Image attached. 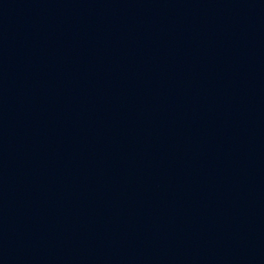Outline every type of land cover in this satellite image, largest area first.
<instances>
[{
  "label": "water",
  "instance_id": "water-1",
  "mask_svg": "<svg viewBox=\"0 0 264 264\" xmlns=\"http://www.w3.org/2000/svg\"><path fill=\"white\" fill-rule=\"evenodd\" d=\"M0 264H264V0H0Z\"/></svg>",
  "mask_w": 264,
  "mask_h": 264
}]
</instances>
